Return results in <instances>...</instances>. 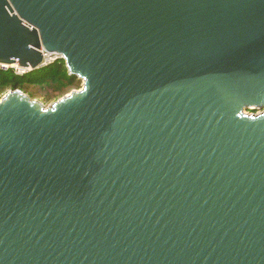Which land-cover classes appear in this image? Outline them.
<instances>
[{"label": "water", "instance_id": "obj_1", "mask_svg": "<svg viewBox=\"0 0 264 264\" xmlns=\"http://www.w3.org/2000/svg\"><path fill=\"white\" fill-rule=\"evenodd\" d=\"M43 52L82 86L0 97V264H264V0H0Z\"/></svg>", "mask_w": 264, "mask_h": 264}, {"label": "trees", "instance_id": "obj_2", "mask_svg": "<svg viewBox=\"0 0 264 264\" xmlns=\"http://www.w3.org/2000/svg\"><path fill=\"white\" fill-rule=\"evenodd\" d=\"M28 83L49 87L58 94L79 87L78 78L68 73L62 58L22 74L17 73L13 68L0 69V97L9 89L24 90Z\"/></svg>", "mask_w": 264, "mask_h": 264}, {"label": "rangeland", "instance_id": "obj_3", "mask_svg": "<svg viewBox=\"0 0 264 264\" xmlns=\"http://www.w3.org/2000/svg\"><path fill=\"white\" fill-rule=\"evenodd\" d=\"M79 80V87L78 88H72V89H79L82 86V80ZM70 89V90H72ZM70 90L65 91L64 93L58 94L57 91L52 90L49 87H40L37 84L28 83L26 84L24 90H22L25 94L29 95L30 97L40 101L44 106H49L53 102H55L57 99H59L61 96L67 94ZM260 109L254 108V109H246V113H256L259 112Z\"/></svg>", "mask_w": 264, "mask_h": 264}, {"label": "built area", "instance_id": "obj_4", "mask_svg": "<svg viewBox=\"0 0 264 264\" xmlns=\"http://www.w3.org/2000/svg\"><path fill=\"white\" fill-rule=\"evenodd\" d=\"M59 58H62V57H61V55H59V54H57V53L49 54V53H45V52H43V59H44V60H43V63L40 65V67L45 66V65H47V64H49V63H51V62H53L54 60L59 59ZM9 68H13V69H15V71H16L17 73H20V74L25 73L23 70H19V68L17 67V65H15V66H11V65H9V64H3V63H0V69H2V70H7V69H9Z\"/></svg>", "mask_w": 264, "mask_h": 264}, {"label": "bare ground", "instance_id": "obj_5", "mask_svg": "<svg viewBox=\"0 0 264 264\" xmlns=\"http://www.w3.org/2000/svg\"><path fill=\"white\" fill-rule=\"evenodd\" d=\"M11 66H15V64H11Z\"/></svg>", "mask_w": 264, "mask_h": 264}]
</instances>
